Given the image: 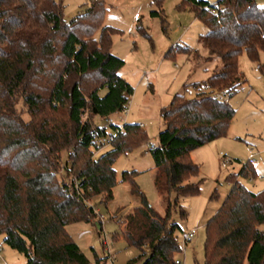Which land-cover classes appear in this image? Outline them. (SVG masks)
<instances>
[{"label":"trees","instance_id":"16d2710c","mask_svg":"<svg viewBox=\"0 0 264 264\" xmlns=\"http://www.w3.org/2000/svg\"><path fill=\"white\" fill-rule=\"evenodd\" d=\"M184 1L208 28L199 38L205 60L219 58L222 65L192 84L194 97L177 93L161 110L163 126L150 152L155 187L167 198L165 215L133 178L138 171H123L139 202L112 238L140 249L129 263L176 264L182 227L173 209L181 197L199 194L202 183L192 181L200 166L191 152L228 134L237 109L219 96L232 97L247 84L241 56L246 53L264 75V7L257 0ZM154 2L159 10L152 15L165 20L163 0ZM64 10L62 0H0V234L25 264H93L67 227H101L93 201L113 198L116 160L149 143L141 123L127 122L97 156L95 142L111 133L96 117L108 122L127 108L134 86L120 74L125 60L112 51L118 30L103 24L105 1L91 0L70 22ZM176 51L201 57L179 43L167 55ZM257 175L250 159L228 174L230 191L206 223L204 264H264V189L253 191L240 179ZM106 258L96 255V264Z\"/></svg>","mask_w":264,"mask_h":264},{"label":"rangeland","instance_id":"374dc122","mask_svg":"<svg viewBox=\"0 0 264 264\" xmlns=\"http://www.w3.org/2000/svg\"><path fill=\"white\" fill-rule=\"evenodd\" d=\"M62 1L67 22L84 12L91 2ZM104 1L107 11L103 24L118 30L112 35V51L125 60L120 74L134 86L129 113L115 115V123H141L148 133L149 143L121 154L116 160L114 168L117 171V184L113 190V198L104 202L102 197H97L93 201L100 214L98 219L102 220L101 227L98 223L77 222L68 225L67 229L93 264H96V255L107 257L100 264H143L144 258L129 263L139 256L140 249L135 246L127 247L123 237L115 241L112 238L119 228L124 227L126 216L139 202L131 194L130 180H123V171H138L133 178L146 193L150 203L165 215L167 198L155 187V161L150 152L151 144L158 143V133L163 126L161 110L169 105L177 93L194 97L192 84L206 80L220 69L222 63L219 58L205 60L208 51L199 38L208 28L197 17L195 9L184 0H163L162 14L165 20L152 15L153 10H159V5L154 0ZM257 1L264 7V0ZM99 35L100 31L96 36ZM178 43L198 50L201 57L194 58L183 51L167 55ZM261 61L264 62V52L261 54ZM256 67L257 63L246 53L241 56L240 68L248 82L231 97L230 102L237 112L228 134L191 152L192 159L200 166L199 175L192 178V181L201 180V190L197 195L180 198V207L186 210V217L181 216L180 207L173 209V219L182 227L177 231L182 246L177 257L183 264H204L206 223L230 191L231 185L226 179L228 174H236L249 161L252 148L259 153L255 163L257 174L264 178V75ZM121 115L124 122L119 118ZM96 123L107 126L109 133L116 130L99 116L96 117ZM110 147L108 145L97 151V156ZM222 154L229 155L233 159V165L230 163L223 166ZM263 178L251 180V177H240L253 191L264 189ZM216 189L219 195L213 197ZM194 227H198L197 234L184 244L185 234ZM0 244L3 245L6 257V261L0 264L26 263L24 255L4 243L3 234H0ZM109 248L114 255L113 259L109 257Z\"/></svg>","mask_w":264,"mask_h":264},{"label":"built area","instance_id":"2783aa9c","mask_svg":"<svg viewBox=\"0 0 264 264\" xmlns=\"http://www.w3.org/2000/svg\"><path fill=\"white\" fill-rule=\"evenodd\" d=\"M220 99L221 100H224V101H226V102H229L230 101V99H231V96H230V93H228V94H221L220 96ZM121 113H125V114H128L129 113V105H128V107L127 108H125L123 111H120V112H117V113H115L113 116H111L109 119H108V123L109 124H114L115 126H116V130L114 131V132H112L111 134H109L107 137H102V138H99L96 142H95V144L96 145H99L101 148H99V150L100 149H102L103 147H105V146H108V145H110V143L112 142V140L120 133V132H124L125 131V127H124V125H125V123L124 124H116L115 123V118H114V116L115 115H119V114H121ZM119 118H120V120L121 121H123L124 122V117L121 115V116H119ZM153 147H155V144H153L152 145ZM255 154L256 153H252V156H251V158H250V162L251 163H254V162H256V157H255ZM221 162H222V165L223 166H227L230 162H231V157L229 156V155H227V154H222V159H221ZM258 178H263V177H260V176H257ZM255 179V177H251V180H254ZM197 229H198V227H194V228H192L187 234H185V236H184V244H187L190 240H192V238H194L195 237V235L197 234ZM183 244V245H184ZM108 251H109V257L111 258V259H113L114 258V255H112V252H111V250H110V248L108 249ZM6 260H5V256H4V254H3V248H2V246H0V263H3V262H5ZM176 264H183V261L180 259V258H177V260H176Z\"/></svg>","mask_w":264,"mask_h":264},{"label":"crops","instance_id":"0c3cea01","mask_svg":"<svg viewBox=\"0 0 264 264\" xmlns=\"http://www.w3.org/2000/svg\"><path fill=\"white\" fill-rule=\"evenodd\" d=\"M253 152L256 153L255 150L252 148V153H253ZM258 154H259V153H256V154H255L256 162L258 161V159H257ZM256 162L252 163V165H253L254 167H255V163H256ZM230 163L233 165V159H231V162H230ZM230 163H229V164H230ZM241 168H242V167H241ZM241 168H240V169H241ZM240 169H238V172L240 171ZM255 169H256V167H255ZM236 171H237V170H236ZM256 172H257V170H256ZM257 176H258V175H257ZM257 176L255 177V179L258 178ZM255 179H254V180H255ZM263 179H264V178H263ZM0 246H2V248H3V245L0 244ZM3 254H4V253H3ZM4 256H5V255H4ZM5 260H6V257H5Z\"/></svg>","mask_w":264,"mask_h":264}]
</instances>
